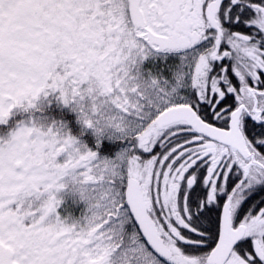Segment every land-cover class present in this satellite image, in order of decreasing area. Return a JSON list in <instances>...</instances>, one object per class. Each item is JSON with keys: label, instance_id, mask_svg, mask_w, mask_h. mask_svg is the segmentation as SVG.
Here are the masks:
<instances>
[{"label": "snow or ice", "instance_id": "1", "mask_svg": "<svg viewBox=\"0 0 264 264\" xmlns=\"http://www.w3.org/2000/svg\"><path fill=\"white\" fill-rule=\"evenodd\" d=\"M0 264H264V0H0Z\"/></svg>", "mask_w": 264, "mask_h": 264}]
</instances>
